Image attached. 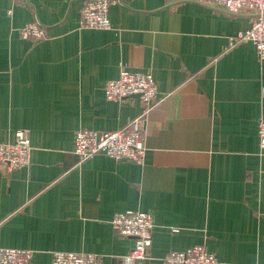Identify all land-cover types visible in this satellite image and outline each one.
<instances>
[{
    "label": "crops",
    "instance_id": "0c3cea01",
    "mask_svg": "<svg viewBox=\"0 0 264 264\" xmlns=\"http://www.w3.org/2000/svg\"><path fill=\"white\" fill-rule=\"evenodd\" d=\"M86 0H0V143L29 132L27 167L0 174V247L96 254L118 264L133 246L120 212L152 215L138 264L201 245L221 264H264V61L249 43L252 10L229 15L188 0H114L109 30L79 27ZM37 21L45 38L22 40ZM121 69L148 73L157 100L143 119L142 164L75 156L80 129L123 130L138 98L107 101ZM176 231V232H173Z\"/></svg>",
    "mask_w": 264,
    "mask_h": 264
},
{
    "label": "built area",
    "instance_id": "2783aa9c",
    "mask_svg": "<svg viewBox=\"0 0 264 264\" xmlns=\"http://www.w3.org/2000/svg\"><path fill=\"white\" fill-rule=\"evenodd\" d=\"M205 6L219 8L229 15L242 10H252L255 19L250 28L230 37L229 46L238 43H249L253 46L259 61H264V0H188ZM114 0H86L79 19V27L88 30H109V7ZM18 35L22 40L38 42L45 38L44 28L33 21L19 28ZM104 96L107 101L121 102L138 98L142 103L140 117L130 120L123 130L97 132L91 129H80L74 136L73 152L78 162H84L96 155L107 156L115 161H127L142 164L145 156L143 140V119L157 100V88L152 76L148 73L131 72L121 69L118 78L108 80L104 85ZM264 98V88L261 89ZM259 147L264 154V120L257 125ZM29 132L25 129L14 133L11 143H0V174L4 177L12 171L27 167L30 162ZM111 228L116 236L129 238L133 246L123 255L118 264H138L144 260L152 243L154 222L152 215L145 212H120L113 215ZM176 232V231H173ZM34 252L0 247V264H32ZM51 264H103V257L96 254L53 252ZM163 264H221L203 246L195 245L182 251L169 252Z\"/></svg>",
    "mask_w": 264,
    "mask_h": 264
}]
</instances>
